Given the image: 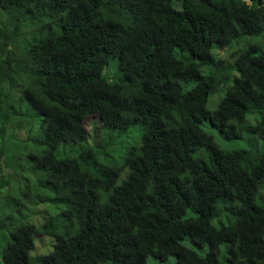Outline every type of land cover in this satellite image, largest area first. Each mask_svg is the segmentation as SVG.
I'll use <instances>...</instances> for the list:
<instances>
[{
	"label": "trees",
	"instance_id": "16d2710c",
	"mask_svg": "<svg viewBox=\"0 0 264 264\" xmlns=\"http://www.w3.org/2000/svg\"><path fill=\"white\" fill-rule=\"evenodd\" d=\"M252 36L264 0H0V128L28 127L0 133V264H264ZM10 166L33 177L19 195L3 193Z\"/></svg>",
	"mask_w": 264,
	"mask_h": 264
},
{
	"label": "rangeland",
	"instance_id": "374dc122",
	"mask_svg": "<svg viewBox=\"0 0 264 264\" xmlns=\"http://www.w3.org/2000/svg\"><path fill=\"white\" fill-rule=\"evenodd\" d=\"M249 41H252L256 44H259L264 49V36H259V37L252 36V37H249ZM108 68L113 69L112 64H110V66ZM204 68H205V66L202 67V69H204ZM105 73L112 77L116 74V71H115V69H113L111 72H107L105 70ZM186 83L187 82L182 83L184 90H188L189 88H191V86L189 84H186ZM222 93L216 92V93H213L210 95L209 102H208L209 110L215 109L216 104L218 103ZM247 118L251 124H254L256 121V114L248 113ZM27 119L29 120L28 117H27ZM84 124L87 127L91 137L98 136V133H99L98 115L94 114V115L88 116L84 120ZM202 127L207 133H209L213 136L215 143L220 148H222L224 150L241 149V148H244L246 146V143L244 140H239V139L225 140V139H223L221 137V135L217 132V130L212 128L208 123H204L202 125ZM27 128L28 127H25V126H23V127L19 126L18 129H15V130L14 129L10 130L9 128H7L5 130V129L0 128V133H4V134L8 135L9 133H12L13 131H15L17 134V139H18V141H20V140H24L27 137ZM260 140H262V139H260ZM30 145H32V143H30ZM18 161L21 164L24 163L22 160L18 159ZM13 164H11V165H13ZM16 165H17V163H16ZM21 168L22 167L18 168V166L17 167H13V166L11 167L10 166L8 168V171L10 172L11 178L9 179V184L5 187V189H3L4 190L3 193L5 195H19L18 191L22 190L24 184L28 183V182L31 183L33 181V177L31 175V173L29 172L28 168H22V169ZM23 173L26 174L27 176L26 175L23 176L22 175ZM23 177H24V180H23ZM41 218H42V216H36L35 215L33 217V220H34V222L39 223V222H41ZM187 243L188 242H186V244ZM49 244H50V241L48 240L47 236L39 234L38 237L36 238V252L40 253V252L44 251V249H42V247L47 248V245H49ZM31 254H32V251H31ZM147 263L148 264H176L175 258L172 255H169L164 261L154 259L153 257L149 256Z\"/></svg>",
	"mask_w": 264,
	"mask_h": 264
},
{
	"label": "clouds",
	"instance_id": "9594fccd",
	"mask_svg": "<svg viewBox=\"0 0 264 264\" xmlns=\"http://www.w3.org/2000/svg\"><path fill=\"white\" fill-rule=\"evenodd\" d=\"M248 1V0H247ZM250 113V112H249ZM255 114V113H254ZM248 115V114H247ZM246 119H248V118H246ZM249 123H250V121H248ZM249 123H247L246 122V124H248L250 127H251V129H249L248 131L250 132V134H251V136L253 137V138H256L257 139V141H258V143L261 145V146H263L264 145V140H263V138L259 135V131H257L253 126H255V124H256V122L254 123V124H249ZM7 129V127H5V130ZM10 130H12V129H10ZM224 139V138H223ZM260 139H262V140H260ZM226 140V139H225ZM236 140V139H235ZM239 140H242V139H239ZM31 253V252H30ZM32 254H35L34 252H32ZM40 254V253H39Z\"/></svg>",
	"mask_w": 264,
	"mask_h": 264
}]
</instances>
